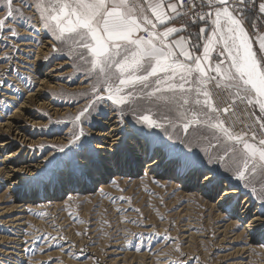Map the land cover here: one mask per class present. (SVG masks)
I'll list each match as a JSON object with an SVG mask.
<instances>
[{"label": "rangeland", "instance_id": "obj_1", "mask_svg": "<svg viewBox=\"0 0 264 264\" xmlns=\"http://www.w3.org/2000/svg\"><path fill=\"white\" fill-rule=\"evenodd\" d=\"M28 4L34 5V0ZM14 6L22 9L23 16L17 14V19L8 23L18 35L0 32V124L15 121L13 129L0 134V160L19 149L9 165L24 170L19 178H8L14 173L7 174V169L0 174V264H264V234L250 242L251 232H243L252 213L259 210L264 217V204L251 189L231 173L208 164L195 144L189 148L168 139L160 129L142 128L131 114L121 123L111 102L98 105L87 119L74 122L91 97L93 80L86 66L37 23L34 7L19 0ZM3 7L0 4V9ZM4 15L0 10V18ZM29 22L35 27H27ZM256 22L258 30H263L264 21ZM175 23L182 26L184 21ZM189 25L185 35L194 32L193 26L198 24ZM246 27L252 37L256 30ZM192 36L195 39V34ZM41 47L43 52H39ZM47 75L55 77L56 87L35 95L39 81ZM24 102L26 109L21 108ZM243 107L239 106L238 114ZM255 111L259 115L258 106ZM80 128L84 135L70 144ZM101 131L109 134L98 136ZM7 138L14 143L3 145ZM144 141L148 151L142 155ZM115 143L120 148L118 162L127 155L131 157L128 165L139 155L145 160L135 172L122 173L118 165L119 171L112 169L106 187L100 189L97 178L110 163L113 167L109 155ZM161 154L162 164L173 166L171 170L178 174L198 167L194 186L178 187L166 171L145 172L144 161ZM5 165L0 162V169ZM207 172L242 191L225 209L213 207L225 186H220L216 196L198 195L196 185H201ZM90 178L95 180L92 184L83 183ZM19 180L14 185L13 181ZM73 180L78 186L68 191L65 188L71 181L73 187ZM80 183L86 188L81 189L84 185L79 187ZM59 185L62 192L52 197H23L22 191ZM257 188L259 191V185ZM248 193L253 206L250 215L240 218Z\"/></svg>", "mask_w": 264, "mask_h": 264}, {"label": "snow or ice", "instance_id": "obj_2", "mask_svg": "<svg viewBox=\"0 0 264 264\" xmlns=\"http://www.w3.org/2000/svg\"><path fill=\"white\" fill-rule=\"evenodd\" d=\"M19 2L34 7L37 23L82 61L93 80L89 102L74 122L111 102L121 123L131 114L142 128L160 129L189 148L195 144L208 164L231 173L264 204V34L256 22L264 21V0ZM15 3L0 0V32L12 36L18 32L8 22L23 16ZM196 8L193 19L189 12ZM178 19L181 27L174 26ZM190 23L203 24L195 39L183 34ZM246 25L256 30L258 49ZM73 135L70 144L84 131ZM204 179L212 184L216 176Z\"/></svg>", "mask_w": 264, "mask_h": 264}, {"label": "bare ground", "instance_id": "obj_3", "mask_svg": "<svg viewBox=\"0 0 264 264\" xmlns=\"http://www.w3.org/2000/svg\"><path fill=\"white\" fill-rule=\"evenodd\" d=\"M39 52H43L42 47L39 48ZM39 54H40V55H38L39 56V60L40 59L43 60L44 55H42L41 53H39ZM49 72L54 73L52 70L49 71ZM54 80H55V77L52 79L48 75L44 79H41L39 81L40 89L35 95L40 96V95H42V91L43 90H45L47 88L50 89V88L56 87V84H55ZM32 100H30V101H32ZM27 103H30V102L28 101ZM22 106L23 107H21V108H25L26 109L28 107V104H26V102H24ZM14 123H15L14 120L13 121H7L4 124L5 128L7 127L5 129L6 131H3L2 128L4 126H2V124H0V134L4 133V132H5V134H7L11 130V128H12ZM115 129L116 128L113 127L111 131L113 132ZM108 134L109 133H105V132L101 131V132H99L98 136H104V135H108ZM115 136L116 135L114 134L113 137H115ZM23 137H26V136H23ZM10 140H11L10 138L4 139L3 145H6V146L12 145V143H14V142H10ZM116 140H119V138H117ZM118 145H119L118 143H115L114 145H112L114 147L111 150V153L109 152L110 153L109 158L111 159L114 168L111 166V163H110L109 164L110 166L106 167L102 172L99 173L100 174V178H97L99 180V182H98V180H97V182L100 183V189H103V188L106 187V181L105 180H107L109 175H110V173L113 172L112 169L119 171V168L116 169V167L118 165L120 166V169H121L122 173L123 172L126 173L127 171L128 172L129 171L130 172L131 171L135 172L136 170H138L137 166L143 160H145L144 156L139 155L140 157L135 158L133 160V162L128 165L127 161H128L129 155H127L125 159H122L121 163L118 162L119 159H118L117 154H118V150L120 149ZM115 146H117V147H115ZM142 148H143L142 155H144V153H147V151H148V146H147V143L145 141H144L143 146L141 147V149ZM17 151L20 152L21 150L19 151V149H18ZM18 152L11 151V152H8V153L3 155L4 158L1 159L0 162H2L3 164H6V165L3 167V169H0V174H1V172L4 169H7V170H9L8 172H6L7 174H9L10 172L14 173L13 175H8L7 176L8 178H14L15 176H17V178H19L20 171L22 172L24 169L20 170V168H18V167H14L12 165H9L10 163H12V161L15 158L18 157V155H17ZM107 152H108V150H107ZM162 156H163V154L158 155L157 157H155L151 161H144L145 162L144 164H146L145 165V167H146L145 172H147V173H149V172L152 173L153 172L154 173L155 171H158V169H159L160 172L166 171L167 174H169L173 180H176L179 183L178 187H180V188L184 189L186 187L189 188V187H193L194 186L192 183L195 180V177L198 174H200L198 167L191 166L186 173H180L179 172L180 174H178L174 170L173 171L171 170L172 168L174 169L173 166H170V165H167V164H162V163H164V158H162ZM129 158H131V157H129ZM124 163H126V164H124ZM165 166H166L167 169L165 168ZM32 171L33 170H31V171L29 170V172H31V173H32ZM15 173H18V175L15 174ZM159 173H155V175L157 177H159V178H163L162 176H159ZM91 175H94V173H92ZM214 175L216 176V179L213 181L212 184H207L205 179L203 178V181H202L201 185H199V186L196 185V187L198 188V195L216 196L219 193V191H220V186H222V185L225 186L224 193L220 194V196L215 200V203L213 204V207L218 205V206H221L222 208L225 209L227 207V205H230L235 200V198L238 197V194H240L242 191L240 190V187H230L229 183L222 184L223 182H220V180L218 179L217 175L214 172H207L204 175V177L207 176V177L211 178ZM73 181H75V182H73L74 186L70 187L71 183H72V181H71V183H69V185H68V188H65V189H67L69 191L70 189L77 187L78 185L75 186L77 184V181L76 180H73ZM94 181L95 180L93 178H90L89 181H85L83 183L84 184L88 183V185H89V184H92V182H94ZM19 182H20V180L19 181H13L14 185H18ZM83 183H80L79 187ZM83 188H86V185H84L81 189H83ZM50 190H53V191L51 192ZM61 192H62V186L61 185L56 186V187H52V188H49V187L48 188H40L39 190H37V192L22 191L23 197L24 196H31V195L33 197H36V196H38V197L51 196L52 197L55 194H58V193H61ZM251 199H252V196H250V194L248 193L246 195V197L244 198V200L242 201L243 209L241 211L240 218L250 215L248 210L250 208H252V206H253V201ZM51 200H53V199L50 198L49 201H51ZM258 207L260 208L259 205H258ZM259 213H260V211L258 210V211H256V212L251 214V217L249 218V221L246 223L247 225H245V229L243 231V232H246V231L251 232L250 234L253 235L252 236V240L250 242H252L254 240L253 237L260 239V238H262V236L264 234V217L262 215H259Z\"/></svg>", "mask_w": 264, "mask_h": 264}, {"label": "crops", "instance_id": "obj_4", "mask_svg": "<svg viewBox=\"0 0 264 264\" xmlns=\"http://www.w3.org/2000/svg\"><path fill=\"white\" fill-rule=\"evenodd\" d=\"M174 26L181 27V25H179L177 23H174ZM200 26H203V24L200 23L197 26H193L194 34H196L198 32ZM259 33L264 34V29L263 30H259ZM252 38H253V41H254V43H253L254 49H258V44L255 42V32L252 33ZM213 55H215V53H213Z\"/></svg>", "mask_w": 264, "mask_h": 264}, {"label": "built area", "instance_id": "obj_5", "mask_svg": "<svg viewBox=\"0 0 264 264\" xmlns=\"http://www.w3.org/2000/svg\"><path fill=\"white\" fill-rule=\"evenodd\" d=\"M197 11H200V9H199V8L191 9L190 12H189V15L194 19V18H195L194 13L197 12ZM204 11L206 12V11H208V9L205 8ZM185 19H187V18H185ZM181 21H183V20H181ZM197 24H200V23H197ZM190 25H196V24H191V23H190ZM190 25H189V26H190ZM186 32H188V30H187ZM190 33H191L192 35L194 34L193 31H190Z\"/></svg>", "mask_w": 264, "mask_h": 264}]
</instances>
